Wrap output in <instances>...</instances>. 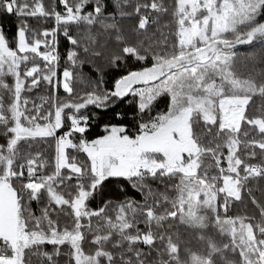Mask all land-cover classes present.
Segmentation results:
<instances>
[{
    "label": "snow or ice",
    "instance_id": "1",
    "mask_svg": "<svg viewBox=\"0 0 264 264\" xmlns=\"http://www.w3.org/2000/svg\"><path fill=\"white\" fill-rule=\"evenodd\" d=\"M59 4L63 12L55 6L49 10L44 0H0V11L20 20L11 42L0 31V264H34V258L36 264H55L61 246L69 248L73 264H264V204L251 197L258 222L220 215L246 191L251 195V179L264 178V162L249 163L239 154L252 159L259 149L264 156V107L258 115L247 114L255 96L264 98V70L238 76L233 51L237 45H264V0H174L175 39L169 45L161 33L157 42L167 50L152 52L150 66L127 71L111 88L99 80L80 95L75 88L83 77L75 69L82 63L81 41L70 25L83 26L92 44L97 43L91 34L96 25L114 33L123 47L112 65L125 57L144 61L151 45L129 44L116 17L137 16L134 30L147 31L158 22L150 13L169 9L162 0H111L113 12H107L108 0ZM28 18L51 19L53 27L33 29ZM61 34L73 47L66 54L70 67L59 73ZM44 84L50 91L39 104L24 95ZM61 88L69 99L59 97ZM129 94L134 133L119 122L127 111L113 112L117 122L105 123L104 135L84 138L97 113L81 110L90 105L111 110ZM165 97L167 110L157 111ZM244 124L259 138L248 139ZM201 127L205 131L198 134ZM49 139L54 141L51 160L39 151H22L25 144L31 148V142ZM69 150L85 154L86 160ZM113 179L126 181L142 200L125 195L119 202L90 207ZM155 182L164 190L154 188ZM121 191L126 194L123 186ZM33 201L44 205L39 216L29 210ZM53 215L70 217L71 225L61 227ZM170 221L192 230L204 250L182 249L173 231L176 223ZM212 228L228 242L218 243L208 234ZM89 236L90 252L84 248ZM45 245L54 251L44 250Z\"/></svg>",
    "mask_w": 264,
    "mask_h": 264
},
{
    "label": "trees",
    "instance_id": "2",
    "mask_svg": "<svg viewBox=\"0 0 264 264\" xmlns=\"http://www.w3.org/2000/svg\"><path fill=\"white\" fill-rule=\"evenodd\" d=\"M143 2V0H141ZM165 7L169 9L167 13L159 14V13H150L151 18L155 19L158 17L157 23H150L147 31H135V25L138 21L137 16H133L131 18L125 17L121 18L119 16L116 17V23L121 27L124 36L129 44H138L139 41H144L143 48H149L151 45L150 51L147 53V58L144 61H137L135 57H125L116 62V65H112L110 63L113 56L121 55L120 49L123 47L122 44H118L114 39V33L105 32L99 25H96L91 34L97 37V43L92 44L87 36L89 33L83 26L70 25L71 34L77 37L81 41L80 52V61L82 63L78 64L75 71L83 77V83H78L75 88L76 95L82 94L84 91L91 90V84L102 80L103 87L111 88L113 82L120 75L125 74L130 70H138L142 67L150 66L151 64V55L152 52H160L165 51L163 45H158V41L163 39L161 33L164 36H167L168 43L174 41L175 37L173 35L175 31V21L171 15L173 10L174 0H162ZM46 8L49 10L55 6L58 11L63 12V5L59 4V0H44ZM86 10H90V7H86ZM114 9L111 4V0H108V8L107 12H113ZM128 11H131L129 8ZM142 14H149V12H144ZM20 20L16 15L7 14L6 12L0 11V31L6 35V37L11 42L15 36V32ZM29 25L36 30H40L43 28H51L53 27V21L51 19L44 20L43 18H28ZM58 51L61 55L60 66L58 68V72L62 73L64 67H70L69 62L66 60V54L69 48L73 47L69 44L66 38L63 35H58ZM14 46V45H13ZM87 46L89 48L88 53H84L82 48ZM236 53V57L234 59V71L236 74L242 78L248 77L249 75H256L264 70V45H260L259 43L254 44H244L237 45L233 49ZM99 52L100 55L96 56L94 53ZM144 54L143 50L142 53ZM10 82V81H9ZM142 85H137V87H141ZM49 88L46 84L41 85L40 88L34 89L32 92H25L24 95L29 97L30 101H35L37 104L40 103L41 96L49 95ZM59 97L62 100L69 99L68 95L64 93L61 88L58 92ZM133 100L134 97L129 94L128 97L124 98L123 101H117L115 105L111 107V110L107 109H97L94 106H88L87 109L81 110L82 113L88 114L91 116L92 113H97L95 117L90 120L89 128L84 134V138L88 140H92L97 138L100 135H104L103 125L108 123L110 120L115 123L116 120L112 119L113 112H126L127 115L124 116L120 123L126 125L129 133H134L135 128L133 127L134 121L131 117V109L133 108ZM7 102V98H6ZM29 108L32 107V104L29 103ZM261 107H264V98L259 96H255L253 100L250 102V106L248 107L247 114L249 117L254 115H258ZM48 110V105H45V111ZM167 110V98H162L157 107V111H166ZM67 111V110H66ZM155 113H153L154 115ZM243 130L249 132L248 139H258V132L254 131L249 125H242ZM67 130V127L64 129H58L57 134L62 135L64 131ZM198 134H202L205 129L203 127L199 128ZM76 137H79L80 134H75ZM241 138L243 139V134H241ZM32 143V147L29 148L25 144L22 151L24 153H35L37 151L41 152L45 159L51 160L53 156L52 145L54 141L52 140H37ZM257 152L256 158L250 159L244 151H241L239 154L242 158H244L249 163H261L264 162V156L260 153L259 149H255ZM70 155H76L77 159L80 161H85L86 156L83 153H77L74 150H69ZM227 151L224 150V155L226 156ZM221 166L226 167V160H221ZM48 172H51V168L48 169ZM47 174V173H46ZM213 174H216L215 172ZM65 175H67V171H65ZM75 184V180L72 181ZM121 186L126 189L125 191H121ZM153 187L159 189L161 191L164 190L163 184H159V182L153 183ZM248 188L251 189V195L246 191L244 194V199L239 202H233L228 211L225 213L223 209H220V215L222 217H236V216H247V217H256V221L259 220V212L255 205L251 203V197H255L261 204H264V178H253L248 183ZM173 194V193H170ZM125 195L127 197L135 199L137 201L142 200V196L140 193H137L135 190L131 189L126 181L113 179L110 182H107L104 185V188L101 193L97 194L96 197L90 201V207L98 208L102 206L103 202L106 200H111L113 202H119L125 199ZM43 203L33 201L29 205V210L34 213L36 216L41 214V209L43 208ZM54 219H59L61 227L65 224L71 225L70 217H64L63 215H53ZM176 228L173 229L174 232H178L179 242L181 244L182 249L184 247H190L193 251L202 252L204 250V245L202 242L198 241L195 238V233L192 230L187 229L183 225H179L177 222ZM141 228L144 225L141 223ZM213 238H215L218 243L228 242L227 238L220 237L215 228H212L209 232ZM91 237L89 236L88 240L84 243L85 251H92L94 249V245L90 243ZM145 251H147V247L144 246ZM44 250L48 252H53L54 248L52 245H45ZM69 248L67 246H61V254L59 256H54L55 264H73L70 261V257L68 256ZM183 255V251H182ZM229 256H232V253H228ZM152 259H155V254L153 253ZM34 264H36V258H34Z\"/></svg>",
    "mask_w": 264,
    "mask_h": 264
}]
</instances>
